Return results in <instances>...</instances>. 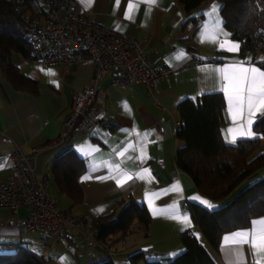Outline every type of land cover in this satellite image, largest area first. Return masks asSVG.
I'll list each match as a JSON object with an SVG mask.
<instances>
[{
    "label": "crops",
    "instance_id": "0c3cea01",
    "mask_svg": "<svg viewBox=\"0 0 264 264\" xmlns=\"http://www.w3.org/2000/svg\"><path fill=\"white\" fill-rule=\"evenodd\" d=\"M75 1L76 10L84 18L130 37L147 39L149 45L145 50L150 53V61L172 68L174 74L156 91L138 85L116 86L107 77L98 86L107 94L105 112L111 126L97 127L88 136L71 135L67 142L62 138L64 123L75 93L92 83L95 62L89 59L74 68L44 67L13 53L12 63L38 83L39 93L30 95L16 89L0 71V182L9 176L16 150L24 154L37 152L36 172L39 176L49 175L51 195L60 211L70 212L83 223L92 222L112 215L120 201L133 198L150 213L149 236L133 229L127 236H113L103 245L88 229L71 230L80 244L72 252L51 239H42L38 233L22 231L19 221L28 216L26 209H20L18 214L3 209L0 245L18 243L46 258L48 264H89L105 253L115 261L139 251L149 253V259L175 257L184 251L180 237L185 231H191L206 244L186 206L196 203L214 210L220 204L199 194L192 178L175 165L180 145L178 107L186 99L221 92L227 102L225 141L235 144L259 137L254 126L264 110L257 111L253 118L254 136L243 135L248 127L247 105L238 109L233 102L230 106L232 89L225 90L228 81L224 76H232L233 69L239 66L261 68L256 62L262 55L240 57L241 44L225 28L223 3L219 0H212L191 15H187L178 0ZM213 5L218 7L216 15L212 13ZM225 40L238 44L239 49L228 51ZM160 119L164 122L160 123ZM229 129L234 131L229 133ZM233 136L235 142H231ZM68 148L86 162V171L80 177L83 203L78 206H72L71 200L59 192L50 172V163ZM159 162L165 163L164 169ZM125 174L131 178L118 184L117 179ZM259 174L263 175L264 169ZM258 221H264V216L254 219L249 229L223 235L219 253L214 255L218 264H264V250L257 251L247 243L225 242V237L236 232H251Z\"/></svg>",
    "mask_w": 264,
    "mask_h": 264
},
{
    "label": "trees",
    "instance_id": "16d2710c",
    "mask_svg": "<svg viewBox=\"0 0 264 264\" xmlns=\"http://www.w3.org/2000/svg\"><path fill=\"white\" fill-rule=\"evenodd\" d=\"M187 15H191L212 0H178ZM223 3L222 16L231 37L240 42V57L259 53L257 65L264 70V0H219ZM26 26L20 14L0 0V71L16 89L30 95L39 93L36 81L22 74L12 63L13 53L31 59V46L25 40ZM227 102L221 92L209 93L195 99H186L178 107L180 126L177 140L180 143L176 156L177 169L190 176L196 190L203 197L219 203L208 210L196 203L188 205L203 244L191 231L181 234L184 251L175 257L149 259L143 251L129 256L130 264H218L215 256L224 234L249 229L254 219L264 216V115L254 131L259 137L229 144L223 136L226 124ZM70 136L65 138L69 142ZM54 142V141H52ZM50 142V143H52ZM86 171V162L68 148L50 163V172L59 192L68 197L72 206L83 203V186L80 177ZM253 176L261 177L253 184L231 196ZM96 239L103 245L113 236H127L137 230L149 236L151 216L144 204L130 198L119 202L112 215L92 221ZM0 264H48L43 256L23 248L18 243L0 245ZM89 264H115L109 253Z\"/></svg>",
    "mask_w": 264,
    "mask_h": 264
},
{
    "label": "built area",
    "instance_id": "2783aa9c",
    "mask_svg": "<svg viewBox=\"0 0 264 264\" xmlns=\"http://www.w3.org/2000/svg\"><path fill=\"white\" fill-rule=\"evenodd\" d=\"M20 14L26 26L25 40L31 46V59L44 67L63 65L77 67L89 59L96 64L91 84L75 93L70 113L64 123L62 138L90 135L97 127L109 128L106 91L99 83L111 77L112 84L138 85L156 91L174 74L169 67L150 61L145 50L147 39L139 40L98 25L76 10L75 0H4ZM164 119H160V123ZM180 126V122L177 123ZM38 153H13L9 176L0 182V210L18 214L24 208L28 216L19 221L24 232L38 233L68 251H77L80 244L71 230H90L92 222L83 223L70 212L60 211L50 191L49 175L36 172ZM161 169L164 162H159ZM188 207V206H186Z\"/></svg>",
    "mask_w": 264,
    "mask_h": 264
},
{
    "label": "snow or ice",
    "instance_id": "6c2138e0",
    "mask_svg": "<svg viewBox=\"0 0 264 264\" xmlns=\"http://www.w3.org/2000/svg\"><path fill=\"white\" fill-rule=\"evenodd\" d=\"M152 3H155V0H151ZM133 7L129 5V8ZM218 12V7L213 5L212 13L216 15ZM225 36L227 34H224ZM225 43L228 44L227 50L234 51L239 49L238 44L230 43L225 40ZM228 70L226 69L225 72ZM224 79L228 81L227 88L232 89V94L229 95V104L230 106L235 102L236 107L239 109L243 104L247 105V111L249 118L247 120V129L243 132V135L254 136L252 131V123L255 113L257 111L264 110V71L258 67H243L239 66L233 69V75H225ZM243 127V126H242ZM234 129H229V133H232ZM235 142V136H233L232 141ZM147 171V170H145ZM131 178L125 174L122 178L117 179L118 184H122L124 180ZM142 178V177H138ZM87 179V177H85ZM198 199V198H197ZM206 204L208 207H212L207 201H201ZM187 222V218H185ZM226 244L232 243L236 245H243L245 243L249 244L250 247L257 251L264 250V221H258L254 225V228L251 232H236L231 237H225Z\"/></svg>",
    "mask_w": 264,
    "mask_h": 264
},
{
    "label": "rangeland",
    "instance_id": "374dc122",
    "mask_svg": "<svg viewBox=\"0 0 264 264\" xmlns=\"http://www.w3.org/2000/svg\"><path fill=\"white\" fill-rule=\"evenodd\" d=\"M260 178L261 177L253 176L252 178L247 180L245 183H243V185L241 187H239V189L231 196L230 199H233L239 192H241L242 190H244L245 188H247L249 185L253 184L254 182H256ZM137 227H138V225L135 224L134 229H137ZM115 264H130L129 263V256L127 258L126 257L117 258L115 261Z\"/></svg>",
    "mask_w": 264,
    "mask_h": 264
}]
</instances>
